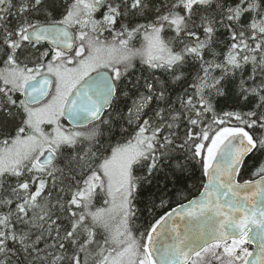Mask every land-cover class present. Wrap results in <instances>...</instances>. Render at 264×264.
I'll list each match as a JSON object with an SVG mask.
<instances>
[{
	"label": "snow or ice",
	"instance_id": "snow-or-ice-1",
	"mask_svg": "<svg viewBox=\"0 0 264 264\" xmlns=\"http://www.w3.org/2000/svg\"><path fill=\"white\" fill-rule=\"evenodd\" d=\"M0 264H264V0H0Z\"/></svg>",
	"mask_w": 264,
	"mask_h": 264
},
{
	"label": "trees",
	"instance_id": "trees-1",
	"mask_svg": "<svg viewBox=\"0 0 264 264\" xmlns=\"http://www.w3.org/2000/svg\"><path fill=\"white\" fill-rule=\"evenodd\" d=\"M199 182V172H197V183Z\"/></svg>",
	"mask_w": 264,
	"mask_h": 264
}]
</instances>
